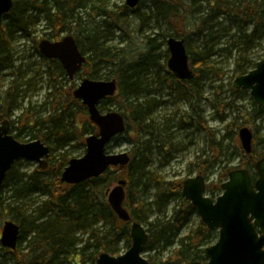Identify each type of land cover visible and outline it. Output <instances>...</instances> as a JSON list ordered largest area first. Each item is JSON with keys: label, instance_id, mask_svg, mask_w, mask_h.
I'll return each instance as SVG.
<instances>
[{"label": "trees", "instance_id": "16d2710c", "mask_svg": "<svg viewBox=\"0 0 264 264\" xmlns=\"http://www.w3.org/2000/svg\"><path fill=\"white\" fill-rule=\"evenodd\" d=\"M97 2L99 0H54L52 6L49 0H13L11 10L0 18V71L13 62L11 42L15 34L33 41V49L45 58L39 53L38 43L33 35L36 25L43 22L45 29H50L44 32L45 35L52 38H58L63 31H69L81 53L87 54L84 66L95 69L97 65L112 63L119 67L115 70V78L113 77L117 81V92L101 101L99 109L103 110L107 102L120 101L125 111L122 114L126 118V130L123 134H129L133 130L138 142L139 134H148L147 142L154 141L159 152L166 150L164 146L169 139V127L165 125L164 128H158L153 121L157 107L164 103L157 99L160 88L166 87L178 99L191 101V108L196 109L195 100L203 98L198 81L200 77L204 78L215 72L210 58L224 51L219 47L224 38L230 41L231 47L240 48L235 62L236 73H246L258 61H251L243 53L264 33V0H147L146 13L139 11L142 0L133 9L124 4L116 11L107 10L102 4L96 5ZM88 9L103 16L91 27H86L82 18V12ZM3 19L6 20L4 23ZM150 21L154 27H158L159 22L165 25L166 33L159 35L163 43L169 36L183 39L193 70L191 79L180 80L166 70L168 51L161 50L152 37H145L144 47L133 51L137 52V56H132V60L128 59L123 49L105 45L113 28L131 35L140 32ZM132 24L134 27L130 28ZM159 58L163 60L162 64L159 63ZM149 70L153 71L149 73ZM45 74L50 83V92L54 95V108L64 100L62 105L56 106L59 111L44 117L34 134L26 130H34L37 120L26 118L21 127H15L11 116L20 90L19 87H10L0 92V123L7 120L11 134L19 141H23L22 135H30L31 139H40L46 145L53 142L49 145L51 152L62 150L71 143L85 149V135L95 133L97 127L89 121L86 108L71 97L73 86L69 87L67 98H61L64 90L56 79L66 73L57 60L48 59ZM150 75L151 78H145ZM155 87L157 90H154ZM232 90L238 89L232 86ZM235 107L238 110L239 106ZM79 108L84 119L79 118ZM27 112L28 109L25 108L18 121ZM248 116L251 121L264 118V105L254 103ZM183 120L187 121L185 118ZM188 120L189 124L196 122L197 130L211 133L200 116L194 117L191 114ZM236 120L238 119L235 117L231 123L226 124L223 138L229 137V130L235 126ZM15 130L16 133H13ZM123 134L116 136L113 142L122 138ZM252 143L251 152L244 153L242 157L245 160L239 161L237 166L253 170L255 160L264 155V152L253 147L258 146L264 150V137L254 136ZM110 147L109 144L106 149ZM147 151V148L140 151L135 147L129 152V163L123 168H117L116 173L110 169L98 177L73 185L60 181V174L69 160L66 153H62L54 163H48L46 169L36 166L27 176L15 172V165L18 163L15 161L0 188V216L4 212L11 215V220L19 226V237L14 250L0 245V263L11 260L14 264H95L100 252L118 255L121 242L128 248L131 243L129 225L117 219L106 201L107 189L120 178L126 181L125 207L131 219L149 225V229H146L149 236L146 250H155L158 245L164 251L175 245L164 258L160 256V250L156 255L147 256L150 264L205 261L203 249L211 239V231L199 220L195 227L184 235L181 234L190 217L196 214V209L189 201L182 199L169 217L157 221L156 226L148 222L147 204L140 198V192L154 188L151 205L157 211H165L173 193L181 196V180L165 181L156 173H148L147 169L153 160ZM200 167L207 169L209 162L202 160ZM227 171L221 173L219 181L226 179ZM23 177L27 180H23ZM220 185L221 182L218 188ZM5 189L10 193V203H5L2 196ZM41 189L43 193H40ZM210 191L214 193L212 188ZM38 193L41 194V199L36 202L34 199L38 198L34 195ZM31 205L34 206L33 214H24V207ZM99 223L107 228L106 232H100ZM80 233L86 235L85 240L79 237ZM23 241L26 244L22 248Z\"/></svg>", "mask_w": 264, "mask_h": 264}, {"label": "rangeland", "instance_id": "374dc122", "mask_svg": "<svg viewBox=\"0 0 264 264\" xmlns=\"http://www.w3.org/2000/svg\"><path fill=\"white\" fill-rule=\"evenodd\" d=\"M49 3L53 6L54 0H49ZM99 4L104 5L107 10L116 11L120 6L125 4V0H99V3L97 2L96 5ZM147 6V0H142V4L139 5V11L141 13H146ZM99 15L100 14H95V11H91L90 9L82 12V18L86 27H91L96 22L100 21L103 16ZM2 21L4 23L6 20L3 19ZM131 27H134L133 24L130 28ZM46 31H50V29H45L43 22H39V24L36 25L33 35L35 36L37 43L41 39L53 40L52 37L45 35L44 32ZM162 32L166 33L165 25L159 22L158 27H154L152 21L148 22V26H143L140 32H135L131 35L125 34L119 28H113L110 33L111 36L108 38L105 45L112 48L123 49L125 55L128 56V59L132 60V56H137V52L133 51H137L144 47V40L147 36L154 38L155 43L160 45L161 50L166 49V40L163 43L161 36H159ZM66 34L71 33L69 31H63L60 33L59 37L61 38ZM230 44L231 43L227 38L222 40L219 47H222L224 51L210 58V61L215 68V72L209 73L204 78L200 77V80L198 81L201 91L200 94L203 98L201 100L198 99V101L195 100V102L196 107L198 105L200 111L191 108V101L188 102L187 100L178 99L177 95L174 93L170 94L166 87L160 88L157 99L164 103L157 107L153 114V121L158 128H164L165 125L169 127V139H167L166 150H163V153L158 151V148L155 147L156 143L154 141L147 142L148 134H139L138 142L136 140L137 136L133 130H131L129 134H123V137L116 142L112 141L110 143L111 147L107 149V151L111 153L126 151L129 153L135 147L140 149V151L147 148V152H150L153 160L152 165L147 169L148 173H156L163 177L165 181H174L176 179L187 177V175L192 174L193 171L196 170V167H198L197 165L200 164L202 160L206 159V162H209V167L205 171L207 175L206 182L210 188L213 189L214 193H211L210 188H208L205 194L212 198L218 196L221 193V188H218V185L220 182L222 183L224 181H219L221 173L226 172L227 168L237 166L242 159L245 160V158L242 157L244 152L238 138L239 129L241 127H248L253 133V139L254 136L264 137V118L251 121L248 116V113L253 109V104L256 103L252 98L250 91L248 89H238L237 91L232 90L233 81L239 76V74L235 72V62L240 54V48L239 46L231 47ZM11 45L13 62L10 66H7V68L0 71V92L6 91L10 87L15 89L19 87V97L16 98V104L13 105L14 108L12 109L11 118L15 121V127H21L26 118L31 119V121L37 120L38 124L34 130H26L28 133L34 134L37 129H39V126H41L40 121L44 117L56 114L59 111L56 109L58 104H56L54 108V99L52 98L54 95L50 92V83L45 74L48 59L42 58L33 49V41L26 38H20L18 34L14 35ZM243 55L248 57L251 61H257L264 58V33H262L261 38L255 40L253 44L247 48ZM159 63H163L161 58H159ZM117 68H119L118 65H113L112 63L97 65L95 66V69L94 67L87 68V66H83L72 79H69L67 75L57 77L56 80L59 81L64 90V96L62 95L61 98H67L69 87L72 86L71 97H73L74 89L79 85L83 78L87 77L95 80L113 79V77L116 76L115 70H117ZM250 69L252 68H248L247 72ZM152 71L153 70H149V73ZM57 72L59 71L57 70ZM160 76H162V74H160ZM151 77L152 75L148 77L145 76V78ZM156 88L157 87H155L154 90H157ZM139 99L142 100L143 98ZM76 100L79 101V105H82L80 100ZM63 101L64 100L60 101L58 107L63 104ZM229 103H232L233 105H228ZM235 105L239 106L238 110ZM25 108L28 109L27 114L22 116L20 121H18L19 116L23 115L22 112ZM110 110H117L121 113L125 112L121 102L114 100L107 102L103 109V111ZM194 112L197 113L194 117L200 116L205 122V126L211 130V133H207L204 130H197L195 128L196 122L189 124L190 121L188 120V117L191 114L194 115ZM235 117L238 119L236 120L237 123L231 130H229V137L223 138V135L226 133V124L231 123ZM79 118L84 119L81 110ZM184 118L187 121L183 122ZM13 133H16V130L13 131ZM21 139L23 142H26V140L28 142L35 140L36 138L31 139L30 135L26 137L22 135ZM52 144L53 142H49L47 145L49 146ZM253 147L258 151L264 152V150L260 149L258 146ZM84 152V148L81 146H75L71 143L62 150L50 152L47 161L49 164L54 163L62 153H66L67 158L71 159L82 156ZM168 153L169 155L166 157ZM259 157L260 156H258V158ZM36 166H38V164L34 161L19 159L17 165H15V172H18L19 175L25 174L24 176H27ZM112 171L113 173H116L117 169L113 168ZM23 180L26 181L27 178L23 177ZM114 184L115 182H112L110 187ZM8 189H5L2 193L5 203L12 202L9 198L10 193L7 192ZM40 193H43V189L40 190ZM40 193L34 195L35 198H38L34 199L36 202L41 199ZM154 194L155 189L150 188L146 192H140V198L144 200L145 204H147L145 207L147 209L148 222L152 223L153 226H156V224H158L157 221L169 217L173 208L177 207L184 197L182 194L180 196L173 193L168 200L165 211H157L156 208L151 205L154 200ZM20 202H25V200H20ZM27 207L28 208L24 207V214H33L34 206L31 205V207ZM5 220H11V215L8 212H4L0 216V230L2 223ZM199 220L200 217L196 212V214H193L190 217V221L182 229L181 234L184 235L189 229L195 227ZM144 226L146 229H149V225ZM98 228L100 232L107 231V228L101 223L98 224ZM210 231L211 239L204 245V247L215 243L218 239V229H212ZM79 237L83 240L86 239V235H83L82 233L79 234ZM25 244V241L21 242V247H25ZM174 246L161 251L160 246L157 245L155 250L144 251L143 256L147 257L149 255H156L160 250V256L164 258L170 253ZM119 247L120 253L127 250L122 242L119 244ZM4 264L14 263L11 260H7Z\"/></svg>", "mask_w": 264, "mask_h": 264}, {"label": "water", "instance_id": "95a60500", "mask_svg": "<svg viewBox=\"0 0 264 264\" xmlns=\"http://www.w3.org/2000/svg\"><path fill=\"white\" fill-rule=\"evenodd\" d=\"M140 0H125L129 8L137 6ZM13 0H0V18L8 13ZM169 57L167 68L180 80L193 77L188 53L183 39L169 36L166 39ZM40 53L48 59H57L69 78L82 67L85 56L80 52L74 37L65 35L60 40L42 39L38 43ZM234 89H248L258 105H264V58L254 68L237 76ZM117 89L116 80H95L84 78L74 89L73 96L86 107L88 117L97 128V133L85 137V152L71 158L63 169L60 181L77 184L103 174L110 167H124L130 161L126 151L108 153L106 145L125 131V119L118 111L101 112V100L111 97ZM8 121L0 123V188L7 171L18 159H28L47 167L50 148L41 140L20 142L9 132ZM238 137L243 151L252 148V131L241 127ZM257 178L253 181L246 168H233L227 173V180L221 184L222 192L215 199L204 195V178L200 175L184 180L182 195L196 209L201 222L207 229H218V239L203 250L206 260L183 264H264V156L254 163ZM124 179H119L106 192V200L121 222H129V248L118 255L100 252L95 264H150L143 256L149 236L145 227L131 219L124 206ZM19 237V226L13 221L3 223L0 244L15 249Z\"/></svg>", "mask_w": 264, "mask_h": 264}, {"label": "flooded vegetation", "instance_id": "af4514ba", "mask_svg": "<svg viewBox=\"0 0 264 264\" xmlns=\"http://www.w3.org/2000/svg\"><path fill=\"white\" fill-rule=\"evenodd\" d=\"M3 17V16H2ZM67 35V34H66ZM65 36V35H64ZM64 36H62V37H64ZM61 37V38H62ZM60 37H58V38H53V40H51V39H49L50 41H57V40H60L61 39ZM84 56H85V62H84V64H83V66L87 63V54L85 55L84 54ZM57 60V59H56ZM58 61V60H57ZM59 62V61H58ZM60 63V62H59ZM61 65V64H60ZM82 66V67H83ZM61 67H62V65H61ZM63 68V67H62ZM64 70V69H63ZM166 70L167 71H169L167 68H166ZM64 72L66 73V71L64 70ZM66 75H67V73H66ZM67 77H68V75H67ZM74 77V76H73ZM72 77V78H73ZM69 78V77H68ZM72 78H69V79H72ZM189 80V79H188ZM195 110H197V111H200V109H199V107L197 106L196 107V109ZM103 111V110H102ZM123 115V114H122ZM195 115H197V113L196 112H194V116ZM123 117H124V119H125V125H126V118H125V116L123 115ZM4 121H7V120H4ZM3 122V121H2ZM125 130H126V128H125ZM125 132V131H124ZM123 134V133H122ZM118 136V135H117ZM113 141V140H112ZM252 142H253V139H252ZM179 148V147H178ZM164 149H166V145L164 146ZM128 153V152H127ZM129 154V153H128ZM169 154V153H168ZM130 155V154H129ZM255 163V162H254ZM198 167H196V170H194L193 171V173L192 174H190V175H187V177H184V178H181V179H176V180H181V184H180V186H181V192H182V185H183V182H184V180L185 179H187V178H190V177H195V176H197V175H200V176H202L203 178H204V183H205V192H206V190L209 188V185L207 184V182H206V178H207V175H206V169L205 168H201L200 167V164H198L197 165ZM194 167V166H193ZM242 168H246V169H248L247 167H242ZM248 171L250 172V175H251V178H252V180L254 179H256V176H257V173H256V171L254 170V168H253V170H250V169H248ZM194 174V175H193ZM192 175V176H191Z\"/></svg>", "mask_w": 264, "mask_h": 264}]
</instances>
